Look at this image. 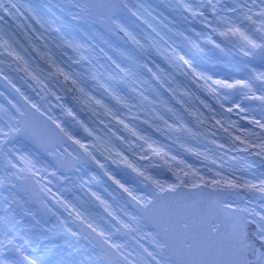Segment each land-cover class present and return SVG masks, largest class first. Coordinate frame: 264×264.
Instances as JSON below:
<instances>
[{"label": "snow or ice", "instance_id": "snow-or-ice-1", "mask_svg": "<svg viewBox=\"0 0 264 264\" xmlns=\"http://www.w3.org/2000/svg\"><path fill=\"white\" fill-rule=\"evenodd\" d=\"M67 5L0 0V264H264V0Z\"/></svg>", "mask_w": 264, "mask_h": 264}, {"label": "rangeland", "instance_id": "rangeland-1", "mask_svg": "<svg viewBox=\"0 0 264 264\" xmlns=\"http://www.w3.org/2000/svg\"><path fill=\"white\" fill-rule=\"evenodd\" d=\"M56 1L57 0H32V2H35V3L39 4V5H41L43 7V9L48 14L54 15V16H57V17L60 18V14L57 13L56 9L51 6V3L52 2H56ZM157 2H159V0H154L153 1V3H157ZM58 22H60L64 26V28H65L66 31L75 32L74 29H73V26H72V20L69 17H66L65 19L60 18V20ZM48 240H46V241H48ZM42 250H43V247H42ZM62 256H64V255H61L60 257H62ZM57 259H55V260H57Z\"/></svg>", "mask_w": 264, "mask_h": 264}, {"label": "flooded vegetation", "instance_id": "flooded-vegetation-1", "mask_svg": "<svg viewBox=\"0 0 264 264\" xmlns=\"http://www.w3.org/2000/svg\"><path fill=\"white\" fill-rule=\"evenodd\" d=\"M54 245L58 246L55 248L56 252H60V255H64L66 252L70 250V248L74 245V242L70 240H65L62 237L54 238L53 239Z\"/></svg>", "mask_w": 264, "mask_h": 264}]
</instances>
